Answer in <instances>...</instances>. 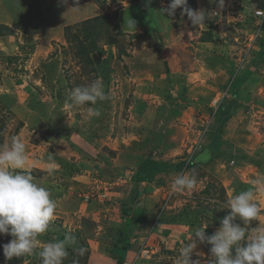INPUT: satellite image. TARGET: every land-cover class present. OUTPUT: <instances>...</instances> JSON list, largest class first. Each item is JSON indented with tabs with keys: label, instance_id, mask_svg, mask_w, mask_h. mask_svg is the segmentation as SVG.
Masks as SVG:
<instances>
[{
	"label": "rangeland",
	"instance_id": "obj_1",
	"mask_svg": "<svg viewBox=\"0 0 264 264\" xmlns=\"http://www.w3.org/2000/svg\"><path fill=\"white\" fill-rule=\"evenodd\" d=\"M258 1L224 0L220 8L211 0H187L193 10L209 12L206 25L196 27L180 9L173 17L159 15L170 0H78V11L69 8L71 0L67 6L58 0H0V145L12 136L25 144L27 167L57 204L37 249L23 256L21 264H41L39 249L66 233L76 243L68 247L63 264H123L137 255L135 264H176L196 228L208 224L206 235L215 233L219 227L214 220L230 211L227 200L264 174V62L252 66L259 46L250 43L256 35L262 38L260 20H254ZM102 15L105 20L96 24L102 53L78 57L71 35L77 28L68 27ZM129 18L136 21L135 38L126 27ZM123 57H130L126 63L134 66L140 83L148 76H139L141 70L154 71L153 81L144 82L154 86L157 96L148 110L136 107L128 93ZM159 71L166 79L157 77ZM96 78L103 79L109 99L97 102L101 115L88 121L84 108L68 109L65 103L73 89ZM226 85L228 101L218 114L232 113L231 102L237 106L235 116L220 124L209 106ZM166 90L176 91L175 105H158L167 99ZM238 90L239 98L233 99ZM200 143L203 149L194 151ZM206 148L215 153L212 160L203 154ZM193 153L192 163L205 171L186 170L197 179L192 191H171V180L184 170L153 178L150 185L133 184L143 167L177 164ZM53 162L59 168L49 174ZM97 168L98 176L105 181L116 176L117 183L107 185L97 177ZM198 175L204 177L199 181ZM254 202L261 212L249 231L264 227V194L257 193ZM199 204L205 210L192 227H182L188 229L185 233L177 229L175 236L157 235L155 222L161 214L173 216ZM144 208L153 213L149 222ZM166 218L158 222L166 223ZM11 238L0 235V245ZM141 246L147 252L141 253ZM210 247L198 243L191 259L211 264Z\"/></svg>",
	"mask_w": 264,
	"mask_h": 264
},
{
	"label": "clouds",
	"instance_id": "obj_2",
	"mask_svg": "<svg viewBox=\"0 0 264 264\" xmlns=\"http://www.w3.org/2000/svg\"><path fill=\"white\" fill-rule=\"evenodd\" d=\"M77 2L78 0H71L72 6L69 8L78 11L79 7L75 6ZM146 2L150 4L151 0ZM211 2L220 8L224 6V0ZM58 3L67 6L70 0H58ZM177 9L181 10L182 15L186 14L196 27L206 25V20L210 19L209 12L204 9L193 10L188 6L187 0H170L159 15L173 17ZM126 27L135 32L136 21L129 18ZM228 87L225 86L217 95L227 91ZM107 99L109 96L105 92L103 79L96 78L87 85L73 89L65 107L84 108V118L91 121L101 115L100 110L94 106L98 101ZM225 101H228L227 97L221 105ZM221 105L213 110L215 114ZM209 108L212 111L210 106ZM27 159L25 144L18 137L12 136L9 143L0 145V235L12 237L8 243L0 245L6 261L34 253L39 244V236L48 230L57 208L51 190L35 182L31 169L27 167ZM58 168L59 165L53 162L47 171L52 174ZM196 184L194 175L182 173L171 180L170 188L174 193H184L192 191ZM251 184L253 187L240 191L227 200L226 209L230 211L220 221V227L214 234L206 235L205 228L208 224L193 231L189 242L180 248L176 264H200L199 260L191 259L198 243L211 246V264H264V227H257L252 231L247 227L261 212L254 201L257 193L264 194V174L253 179ZM75 243V236L66 233L63 239L44 244L38 251L41 264H63L69 254L68 247ZM84 251L83 248L78 249L80 255Z\"/></svg>",
	"mask_w": 264,
	"mask_h": 264
},
{
	"label": "trees",
	"instance_id": "obj_3",
	"mask_svg": "<svg viewBox=\"0 0 264 264\" xmlns=\"http://www.w3.org/2000/svg\"><path fill=\"white\" fill-rule=\"evenodd\" d=\"M258 3H259V9L264 6V0H259ZM104 18H105L104 15H102V16H98V17H95V18H92V19L85 20V21L81 22L80 24L68 27L67 30L71 29L72 27H74V29L77 28V32H73V33H71V35L75 39L76 43L78 44V54H76L78 57H79V55L83 56L85 54L87 56V58H88L87 54H89V53L98 54V56H100L99 54L102 53V52H100L101 50L98 49L97 40L96 39H99L102 33L96 27V24H98L99 21L105 20ZM255 19L258 20L257 18H254V20ZM254 20H253V22H254ZM260 26H261V32H260L259 35H261L262 38L259 37V36H258V38L256 37V39L254 40V43H253V45H256V47L259 46V53L257 55L258 56V60L257 61H253L252 62L253 63L252 66H254V65L255 66L256 65L259 66V63L264 62V17H263V19H262V21L260 23ZM135 34H137V33H134L133 35H130V36L131 37L133 36V38H135L136 37V36H134ZM259 39H262V42L257 44L256 41H258ZM251 53H252V51H249L248 52V56H250ZM245 59L248 60L247 57ZM247 71H248V69H247ZM108 76H109V74H108ZM163 79H166V78H163ZM244 83H245V80L243 78H241V83H240L241 87L244 85ZM169 96H170V93L167 91L166 94H165V97L168 98ZM173 103L174 102H171L170 106H172ZM0 107H3V106L1 105ZM218 112H220V111H217V114H218ZM217 114H216V116H217ZM227 117H228V115L222 116V118H221L222 121L219 120V123L220 124L225 123V120L227 119ZM220 124H218L219 128H220L218 130H221V125ZM201 149H203V148H202V145L200 143L199 150L201 151ZM204 152H206L207 154H210L211 157L213 156V154H215L209 148H206L204 150ZM242 153L244 154V152H242ZM243 154H242V157L247 161V157L248 156L246 154L245 155H243ZM194 155H195V153L191 157L189 156L191 160H189V157L186 156L185 158H182L181 162H178L177 164L169 163L167 165L161 164V165H158V166L157 165L156 166H149L150 169L143 167V169H140L139 172L137 171V173H139L138 174L139 176L134 178L133 184H135L137 186L142 181H146L147 182L146 184L150 185L149 182L150 181L152 182L153 178H155L157 175H164V174H171V173L173 174L174 172L175 173H179L181 170H184L183 173H185L186 170H188V172H189L192 169H195V170H197L199 172L200 171L202 172L203 170L205 171V169L201 168L200 165H197V163L196 164L192 163ZM106 166H108V164H106ZM109 166H110V164H109ZM98 171H99V168H97V170H96L97 177L100 178L103 182H106L107 185H112V184H114L116 182V180L119 179L116 176L115 177L113 176L112 178L107 180L108 181L107 182V181H105L103 179L102 176H98ZM202 174L205 175V173H202ZM203 175L201 177H204ZM198 177H199V181H200L201 180L200 175H198ZM170 199L171 198H169L167 201H170ZM202 207L203 206H201V204H199V207L194 208L195 210H192V209H190L188 207V208H185V209L181 210L180 212H178L177 214H175L173 216L169 215L166 218L167 219L166 223L169 224V225H178V226L181 225V226H191L192 227L194 225V221H195L196 216L198 217V216L202 215L200 213H202L205 210ZM228 213H229V211H228ZM226 215L227 214L223 215V217L226 216ZM162 217H165V213L161 214L160 218H158V221L160 219H162ZM223 217H222V219H223ZM142 220H144V219H137V221H142ZM158 221L155 222V226L156 227L161 224ZM214 223H215V226L220 227V221L214 220ZM237 223H240V222H237ZM129 225H130V221H128L126 223L125 231H127L129 229ZM131 227H132V224H131ZM22 259H23V257L13 258L11 260H7L6 261L3 253H0V264H21L22 263ZM116 264H122V262L121 261H117Z\"/></svg>",
	"mask_w": 264,
	"mask_h": 264
},
{
	"label": "crops",
	"instance_id": "obj_4",
	"mask_svg": "<svg viewBox=\"0 0 264 264\" xmlns=\"http://www.w3.org/2000/svg\"><path fill=\"white\" fill-rule=\"evenodd\" d=\"M134 33H136V32H132V31H130L129 32V35H133ZM135 40V39H134ZM204 44V43H203ZM124 58V61H125V65H127L126 66V70H128V79H124V84L125 83H127V88L129 89L128 90V93H130L131 95H132V97L134 98V104H136V107H139V108H143L144 107V109L145 110H148L147 109V105L148 104H150V103H154V102H156L155 100L157 99V96L155 95V93H154V86L152 87V86H147L144 82H147V81H149V82H152L153 81V76H154V74L152 73V72H154L153 70H149V69H145V70H141L140 71V75L139 76H145V75H148L147 76V79L146 80H143L144 82H139V80L140 79H137V78H135V75H133V73H135V68H134V66H132L131 64H127L126 63V61L127 60H129L130 59V57H126V59L127 60H125V57H123ZM128 63H130V61H128ZM157 72H158V70H157ZM159 75H157V77H160L161 76V74L163 75V78H165V74H163V73H161V71H159V73H158ZM176 75H177V73H175ZM174 74V75H175ZM210 75V74H209ZM162 78V79H163ZM142 81V80H141ZM178 85H180L179 83H178ZM125 85H124V88H123V90L125 89V87H126ZM227 86V85H226ZM151 88V89H150ZM163 89H166V88H163ZM122 90V91H123ZM166 92H167V90L166 91H164L163 92V96L165 97V94H166ZM169 93H170V91H168ZM161 93H162V91H161ZM173 93H175L174 95H173ZM240 93V90H238L237 92H236V94H235V96H232V98L233 99H235V98H237V96H238V98H239V94ZM239 94V95H238ZM170 95H172L171 96V98H167V99H163V100H161V101H159V102H157L158 103V105H161V102L164 104V105H167V103H169V105H170V103L171 102H173V100L175 99V95H176V91H172L171 93H170ZM231 97V96H230ZM150 98H153L154 100L153 101H149L150 100ZM146 100L147 101H149V102H147L146 103ZM146 103V104H145ZM133 104V105H134ZM173 105H175V103H173ZM236 103L235 102H231L230 103V105L228 106V108H230V109H232L233 110V112L232 113H229L228 112V116H235L234 115V113H235V110H236ZM130 108H133V106L132 107H130ZM235 109V110H234ZM218 115V117H219V120H221L222 121V113L221 114H217ZM225 129H227L226 127H224L223 128V134H222V136H223V138H224V136H225V134H226V130ZM148 132V131H147ZM203 154H205L206 155V158H208V160L209 159H211L212 157H211V155L210 154H207L206 152H203ZM215 155V154H214ZM205 157V156H204ZM207 160V159H206ZM212 160V159H211ZM231 162H233V161H231ZM235 164V163H234ZM202 168V167H201ZM242 168V167H241ZM162 176H164V175H157L155 178H157V177H162ZM145 183V182H144ZM163 183H164V181H163ZM143 186H141V189H143L142 188ZM145 187V186H144ZM152 211L151 210H146V208H144L143 209V215H145V219H147L148 220V222L151 220L149 217H152ZM148 216V217H147ZM169 215H167V214H165V217H168ZM159 227H157L156 228V232H157V235H159L158 233H162V234H164L163 236H168V235H170L171 233H172V235L173 236H175L177 233H179V232H177V229H182V231H181V233L183 232V233H185L188 229L187 228H182V227H185V226H178V225H169V224H167V223H162V224H160V225H158ZM166 234V235H165Z\"/></svg>",
	"mask_w": 264,
	"mask_h": 264
},
{
	"label": "built area",
	"instance_id": "obj_5",
	"mask_svg": "<svg viewBox=\"0 0 264 264\" xmlns=\"http://www.w3.org/2000/svg\"><path fill=\"white\" fill-rule=\"evenodd\" d=\"M254 17L255 18H257L258 20H260V23H261V21H262V19H263V17H264V6L262 7V8H260V9H258V11H255V14H254ZM257 37V35L256 36H254V37H252V40H251V44L253 45V42H254V40H255V38ZM227 91H225V92H221V93H219L211 102H210V107L212 108V109H217L220 105H221V103H222V101L227 97ZM200 145V144H199ZM199 145H197V146H195V148H194V151H196V150H198L197 148H199ZM194 154V153H193ZM192 154V155H193ZM146 247V246H145ZM145 247L144 246H141L140 247V251H141V253L142 252H147V251H145ZM140 253V255L142 256V254ZM139 259V255H137L136 257H135V259H134V261H137ZM133 261V262H134ZM133 262H125V263H123V264H135V263H133Z\"/></svg>",
	"mask_w": 264,
	"mask_h": 264
}]
</instances>
